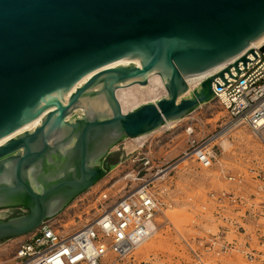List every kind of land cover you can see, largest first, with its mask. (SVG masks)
Segmentation results:
<instances>
[{"label": "water", "instance_id": "95a60500", "mask_svg": "<svg viewBox=\"0 0 264 264\" xmlns=\"http://www.w3.org/2000/svg\"><path fill=\"white\" fill-rule=\"evenodd\" d=\"M263 35L264 0H0V209L25 210L0 219V241L91 188L121 140L213 99L229 67L186 96L187 79ZM151 74L165 95L123 112L116 90Z\"/></svg>", "mask_w": 264, "mask_h": 264}, {"label": "rangeland", "instance_id": "374dc122", "mask_svg": "<svg viewBox=\"0 0 264 264\" xmlns=\"http://www.w3.org/2000/svg\"><path fill=\"white\" fill-rule=\"evenodd\" d=\"M162 96L159 89L157 97ZM125 106L127 110L131 108L130 104ZM229 123L224 107L217 99H211L142 139L126 138L111 149L109 155L117 157L118 163L127 151L144 143L155 164L167 174L155 186L163 203L157 231L141 246L151 245L140 246L123 258L109 255L108 263L193 264V248L206 264H264V133L259 138L248 126L239 124L210 143L216 154L211 167L200 166L192 157L173 166L183 158L193 139L195 145L207 144ZM187 127L193 128L191 135L186 132ZM115 165L56 215L65 230L78 227L95 211L94 203L86 198L106 188L110 179L120 173ZM14 209L25 212L3 208L0 219L8 218ZM24 238L21 235L0 241V264H11L17 244ZM223 243H232L236 249L217 255ZM244 251L252 252L255 260L247 261Z\"/></svg>", "mask_w": 264, "mask_h": 264}, {"label": "built area", "instance_id": "2783aa9c", "mask_svg": "<svg viewBox=\"0 0 264 264\" xmlns=\"http://www.w3.org/2000/svg\"><path fill=\"white\" fill-rule=\"evenodd\" d=\"M263 46L264 41L251 44L242 54L212 74L217 75L227 67L230 68L224 72L223 79L216 77L212 83L213 99H217L224 107L230 122L237 121L262 134ZM244 55L246 62L241 61ZM236 62L238 64L234 66ZM205 78L207 77L197 80L192 86L187 82L189 89L186 96ZM186 132L191 135L193 128L187 127ZM194 143L193 139L183 158L192 157L200 166L211 167L216 158L213 148L210 144ZM115 166L120 173L110 179L106 188H101L86 198L94 203L95 211L84 223L65 230L56 216L44 220L18 242L11 264H110L106 261L109 255L123 258L149 240L157 229V217L163 209L155 187L164 178L160 176L163 170L155 164L149 147L145 148L144 143L127 151L125 158ZM230 179L236 180L234 176H230ZM228 249L236 247L232 243H223L216 253H225ZM191 250L193 264H206L201 254L193 248ZM244 252L247 261L255 260L252 252Z\"/></svg>", "mask_w": 264, "mask_h": 264}, {"label": "bare ground", "instance_id": "6f19581e", "mask_svg": "<svg viewBox=\"0 0 264 264\" xmlns=\"http://www.w3.org/2000/svg\"><path fill=\"white\" fill-rule=\"evenodd\" d=\"M264 41V35L262 37H260L256 42H252L251 44H260ZM250 44V45H251ZM120 65V64H119ZM121 65H128V64H121ZM114 66V65H112ZM221 66H218V67H215L213 68L212 70L208 71V72H205L199 76H196V77H193V78H190V79H187V82L190 83V85L192 86L194 82H196L197 80H200L204 77H208L212 74H214L218 69H220ZM94 72H90L88 73L87 75H85L86 77H90ZM84 76V77H85ZM79 81H82V78L79 80ZM78 85H81L80 84H76V86ZM75 86V87H76ZM161 89V91L163 92V96L165 95L166 93V90H165V87L163 85V81H162V78L157 75V74H151L149 75L148 77V83L147 85H143V86H140V84H133V85H126V86H120L117 90H116V97L117 99L119 100L120 102V105H121V109L123 112H127L129 110H132L134 109V107L138 106V103L142 100L144 101L143 103L147 102L146 100L148 99H151L150 102H156L160 97H157L158 96V90ZM161 94V93H160ZM142 103V102H141ZM129 104L131 105V108L129 110H127L128 108H126L125 105H128ZM176 120H167L162 126H160L158 128L161 129L163 127H165V125L169 124V123H172ZM32 123V122H31ZM31 123H28V124H31ZM239 125V122L237 121H234V122H231L229 124H225V126H223L222 130L220 132H218L211 140H209L207 142V144H210L212 141H215L216 139H220L222 137H224L227 133H229L230 130H232L235 126ZM236 128V127H235ZM257 137L261 138L262 137V133H258L256 131H253ZM10 136H14L13 133L9 134ZM145 135H141V136H137V137H134V139H142ZM6 137L0 139V141H4ZM224 140V139H223ZM226 140V139H225ZM224 140V141H225ZM223 141V142H224ZM262 141V139H261ZM264 141V140H263ZM228 143V142H227ZM229 144V143H228ZM224 146H226V144L223 143ZM228 146V145H227ZM226 146V147H227ZM187 158L184 157V158H181L178 162H176L173 166L176 167L177 165H179L180 163H182L183 161H185ZM179 163V164H178ZM168 169V168H167ZM172 170V169H171ZM167 174V170H164L162 173H161V177H165ZM157 231V229H156ZM155 231V232H156ZM149 245H151L150 243L148 244H144L143 246H141L142 248L143 247H148Z\"/></svg>", "mask_w": 264, "mask_h": 264}, {"label": "trees", "instance_id": "16d2710c", "mask_svg": "<svg viewBox=\"0 0 264 264\" xmlns=\"http://www.w3.org/2000/svg\"><path fill=\"white\" fill-rule=\"evenodd\" d=\"M105 160L106 161L109 160L108 162L110 164V168H112L117 163L118 159H117V157H112V156L108 155Z\"/></svg>", "mask_w": 264, "mask_h": 264}, {"label": "flooded vegetation", "instance_id": "af4514ba", "mask_svg": "<svg viewBox=\"0 0 264 264\" xmlns=\"http://www.w3.org/2000/svg\"><path fill=\"white\" fill-rule=\"evenodd\" d=\"M107 161H109V160H107Z\"/></svg>", "mask_w": 264, "mask_h": 264}]
</instances>
